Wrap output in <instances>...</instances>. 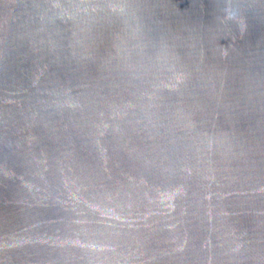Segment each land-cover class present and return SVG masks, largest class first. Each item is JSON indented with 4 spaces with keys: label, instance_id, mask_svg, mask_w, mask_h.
Listing matches in <instances>:
<instances>
[{
    "label": "water",
    "instance_id": "1",
    "mask_svg": "<svg viewBox=\"0 0 264 264\" xmlns=\"http://www.w3.org/2000/svg\"><path fill=\"white\" fill-rule=\"evenodd\" d=\"M0 264H264V0H0Z\"/></svg>",
    "mask_w": 264,
    "mask_h": 264
}]
</instances>
